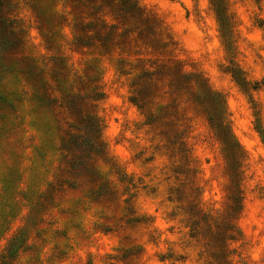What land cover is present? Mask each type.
Returning a JSON list of instances; mask_svg holds the SVG:
<instances>
[{
    "label": "rangeland",
    "instance_id": "rangeland-1",
    "mask_svg": "<svg viewBox=\"0 0 264 264\" xmlns=\"http://www.w3.org/2000/svg\"><path fill=\"white\" fill-rule=\"evenodd\" d=\"M111 2L108 6L99 1L97 6L101 10L97 11L90 9L91 4L77 5L76 0H0V264H133V258L144 252L131 235L120 234L134 231L154 218L135 216L131 198L124 201L128 205L124 214L117 216L115 213L120 209L111 181L95 165L98 155L92 143L95 120L88 102L100 95L92 87L99 78L98 61L93 56L91 60L72 62L74 58L92 55L94 49L108 52L113 47L116 26L105 31L107 25L96 19L104 6L112 8L125 21L138 17L136 0ZM245 2L208 0L205 9V15L212 18L208 31L215 28L220 33L229 54V67L221 66V71L231 73L230 83L238 89L234 111L228 112L226 104V94L231 96V91L226 94L213 91L203 80L199 81V92L191 96L193 105L207 118L210 127L209 107L214 96L224 100L225 119L245 155L243 159L235 158L234 169H229L231 164L224 145L215 136L222 146L226 173L231 178L227 212L217 220L196 203L188 202L185 206L182 189L174 190L175 200L171 195L168 197L169 203L178 205L168 218L175 219L183 212L185 219L180 223L189 229V238L197 242L201 238L209 240V247L216 249L210 255L226 254V248L219 252V243H216L219 247L213 246L216 233L239 232L232 221L245 211L259 218L255 209L264 202V155H261L264 99L252 95L264 91V57L260 56L264 51L261 43L264 32L253 41L248 39L253 36L252 31L244 26V20L248 19L254 28L264 30V19L257 14L249 17ZM251 3L258 12H264L261 0ZM193 11L199 19V9L194 6L193 10L185 9V21L192 19ZM65 28L70 31V40L64 34ZM33 29L40 34L39 46L29 39ZM126 35L127 32L122 34V38ZM192 43L198 47L196 40ZM65 45L73 55L65 53ZM80 63L82 75L76 71ZM253 74L258 78L248 80ZM143 75L140 90L148 95L154 85L149 83L150 73ZM184 83L177 79L175 87L179 90ZM218 83L226 87L222 81ZM231 116L235 119H230ZM68 117L74 122L69 123ZM28 129L34 134L25 139ZM125 180L132 183L121 175V182ZM236 197L241 200V209ZM233 210L235 215L230 216ZM109 211L113 214L108 215ZM195 211L200 215L194 216ZM196 222L199 229L194 232ZM113 236L119 246L104 253L106 245L100 241ZM87 248L103 254L86 251L80 257L79 253ZM167 258L171 259L172 254ZM177 259L183 261L186 257ZM215 261L220 264L224 258Z\"/></svg>",
    "mask_w": 264,
    "mask_h": 264
},
{
    "label": "clouds",
    "instance_id": "clouds-1",
    "mask_svg": "<svg viewBox=\"0 0 264 264\" xmlns=\"http://www.w3.org/2000/svg\"><path fill=\"white\" fill-rule=\"evenodd\" d=\"M136 5L138 17L128 21L104 6L96 19L107 25L105 31L116 26L113 47L108 52L94 49L92 55L72 61L91 60L93 56L98 61L99 78L92 87L100 95L88 102L90 115L95 120L92 139L98 153L95 165L111 181L120 209L115 213L117 216L124 214L123 209L128 207L124 201L131 198L135 216L154 218L141 223L134 231L120 234L121 237L131 235L144 248L141 256L133 258V264H216L209 254L216 249L209 247V240L201 238L197 242L189 238V229L180 223L185 219L183 212L175 219L168 218L169 213L178 209L177 203H169L168 197L171 195L175 200L174 190L182 189L185 206L188 202L196 203L217 220L227 212L231 178L226 173L222 146L207 118L193 105L191 96L199 92V81L203 80L213 91L226 94L230 90L232 95L226 94L227 110L234 111L238 89L230 83L231 73L221 71V66L229 67V54L220 33L215 28L208 31L212 26V18L205 15L208 0H136ZM194 6L199 9V19L193 11L192 19L185 21V9L193 10ZM245 7L249 9V17L257 14L264 19V12H258L251 0H246ZM261 7L264 8V0ZM244 26L252 31L253 36L248 39L253 41L264 32L254 28L252 20L245 19ZM63 31L70 40L69 29ZM240 31L244 32V28ZM125 32L127 35L122 38ZM29 39L37 46L42 42L35 29ZM193 40L198 42V47ZM64 50L67 55H73L67 45ZM39 51L42 53L43 49ZM260 56L264 57V51ZM82 68V63L76 65L81 75ZM145 72L151 74L149 83L154 85L148 95L140 90ZM256 78L255 74L247 77L248 80ZM177 79L185 81L179 90L175 87ZM218 81L226 87H221ZM252 95L264 99V91ZM68 122L74 120L68 117ZM33 134L28 129L25 139ZM178 169L184 171H174ZM121 175L130 178L132 183L126 180L122 183ZM255 211L259 218L245 211L232 221L243 236L237 231L229 233L236 239L226 240V264H264V202ZM100 243L106 245L104 253L119 246L114 236ZM86 251L103 254L87 248L79 253L80 257ZM169 253L171 259L167 258ZM162 256L166 258L161 260ZM180 256L186 259H177Z\"/></svg>",
    "mask_w": 264,
    "mask_h": 264
},
{
    "label": "trees",
    "instance_id": "trees-1",
    "mask_svg": "<svg viewBox=\"0 0 264 264\" xmlns=\"http://www.w3.org/2000/svg\"><path fill=\"white\" fill-rule=\"evenodd\" d=\"M77 1V5H81L84 7H87L88 4H91L92 7H90V9H94L97 11L101 10V6H97V3L99 1L102 2V4L104 5H108L111 6L112 2L111 0H76ZM81 38H78L77 41L80 42ZM213 103L210 105L209 110H210V121H211V127L215 133V136L223 143L224 145V152H225V156L226 159L228 160V162L231 164L229 169H234L233 167V162L235 158H239V159H243L244 158V152L241 149L240 145L237 143V141L234 139L233 135L231 134L230 131V126L228 124V122L225 119V108H224V100H221L218 95H215L213 98ZM215 108H217L218 110H216ZM236 177V176H234ZM237 198V197H236ZM237 204H238V209L240 208V198H237ZM194 216H198L200 215V212H196L193 214ZM235 215V211L233 210V212L230 214V216H234ZM206 219V218H205ZM198 223H195L194 226V232L196 230H198ZM230 229H233L232 226H229ZM198 232V231H197ZM238 234L240 235L241 232H238ZM227 239H232L234 240L233 236H230L227 233H216V236H213V240H215L214 245L216 247H219L216 243H219L221 245L220 251H223L224 248H226V240ZM210 245V244H209ZM212 254V253H211ZM212 258H214L215 260H218L220 257L224 258V261L220 264H226V254L225 252H222L221 255L215 254L213 253Z\"/></svg>",
    "mask_w": 264,
    "mask_h": 264
}]
</instances>
